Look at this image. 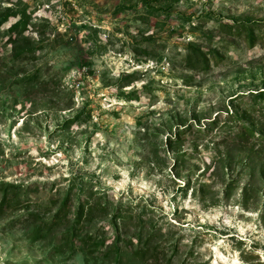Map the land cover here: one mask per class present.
<instances>
[{
  "label": "rangeland",
  "instance_id": "1",
  "mask_svg": "<svg viewBox=\"0 0 264 264\" xmlns=\"http://www.w3.org/2000/svg\"><path fill=\"white\" fill-rule=\"evenodd\" d=\"M253 21L264 0H0V264H264V115L232 100L264 87V40L226 32ZM188 45L220 59L188 71Z\"/></svg>",
  "mask_w": 264,
  "mask_h": 264
},
{
  "label": "trees",
  "instance_id": "2",
  "mask_svg": "<svg viewBox=\"0 0 264 264\" xmlns=\"http://www.w3.org/2000/svg\"><path fill=\"white\" fill-rule=\"evenodd\" d=\"M235 26H231L229 23L226 25L228 26L227 31L229 34H233L237 38H242L248 45L253 46L256 44L258 40L261 42L264 40V21L263 22H238V23H233ZM19 26H21V21L15 24V29H17ZM220 59V55L216 49L214 50H207L205 48H202L200 46H195V45H188L186 47L185 54L182 59V64L185 69L188 71L195 72L197 74H205L208 73L211 70V63L213 60ZM244 98H249L250 104L246 103L247 106L249 105V108L251 110L256 111L261 113V115H264V87L259 88V89H254L246 93H241L233 96L232 100L234 99H239L241 102H243ZM245 109H247L245 107ZM252 112V113H253ZM238 118V115H233L231 118L236 117ZM236 119V118H235ZM213 125H218L219 122H221L220 119L214 118ZM225 125V122L223 121V124L221 126ZM201 128L198 127V131ZM249 133L253 134L254 130L250 127L244 126L243 125V130L236 131L234 135L236 134H245L249 135ZM69 196L66 195L65 198L63 199L62 203L58 207L57 211L55 214L52 215L51 218L48 220H43L42 222L44 223V227L42 225L38 226L37 232L42 233L44 229H51L54 228L55 226H59L64 222H69L70 217L68 215V201H69ZM17 207L21 205V202L16 201ZM13 201L8 197L7 193L3 196V199L1 201L0 205V210L4 207H13ZM96 206L95 205H90L88 203H83V202H78L76 210H75V215L74 219L72 221V224L69 229L63 231L62 237L64 240L68 243L69 241H73L76 239L81 230H82V221H90L94 217V212L96 211ZM98 210V209H97ZM118 210L116 209V212ZM47 213L50 212V209L46 211ZM103 212H105L103 210ZM66 224V223H65ZM139 228L137 229L136 233V238L138 239L139 243L137 247L134 249V255L136 257L138 256L140 261H145L150 258H159L158 256L159 251L157 250L158 247H161L159 242H156L154 246L152 243L153 239H148L150 235L147 236L145 240H143V234L141 233V230L143 229V226H138ZM96 236L101 237L98 233H96ZM88 239H92V235H88ZM152 243V244H151ZM158 251V252H157ZM156 254V255H155ZM148 255L152 256L149 257ZM156 259V261H157ZM168 260H165L164 263L162 264H168L166 263Z\"/></svg>",
  "mask_w": 264,
  "mask_h": 264
}]
</instances>
